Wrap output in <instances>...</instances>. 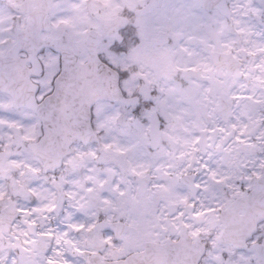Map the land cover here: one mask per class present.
<instances>
[{"label":"snow or ice","instance_id":"obj_1","mask_svg":"<svg viewBox=\"0 0 264 264\" xmlns=\"http://www.w3.org/2000/svg\"><path fill=\"white\" fill-rule=\"evenodd\" d=\"M0 264H264V0H0Z\"/></svg>","mask_w":264,"mask_h":264}]
</instances>
